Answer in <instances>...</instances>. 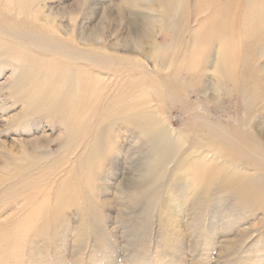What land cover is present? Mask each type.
Returning <instances> with one entry per match:
<instances>
[{"label":"rangeland","instance_id":"1","mask_svg":"<svg viewBox=\"0 0 264 264\" xmlns=\"http://www.w3.org/2000/svg\"><path fill=\"white\" fill-rule=\"evenodd\" d=\"M261 169L264 0H0V264H264Z\"/></svg>","mask_w":264,"mask_h":264},{"label":"bare ground","instance_id":"2","mask_svg":"<svg viewBox=\"0 0 264 264\" xmlns=\"http://www.w3.org/2000/svg\"><path fill=\"white\" fill-rule=\"evenodd\" d=\"M157 2H158V1H157ZM165 5H166V4H165ZM171 6H172V4H171ZM171 6H169V7H171ZM167 7H168V6H167ZM169 7H168V8H169ZM170 9H171V8H170ZM169 14H170V13H169ZM166 15H167V14H166ZM220 16H222V15H220ZM216 63H218V62H216ZM219 64H221V63H219ZM221 65H222V64H221ZM215 66H216V65H215ZM215 68H216V67H215ZM217 69H218V68H217ZM155 123H156V122H155ZM160 123H161V122H160ZM159 125H161V124H159ZM159 129H160V128H159ZM163 130H164V129H163ZM158 133H159V132H158ZM160 135H161V134H160ZM160 135H158V136H160ZM158 136H157V137H158ZM162 136H163V135H162ZM155 137H156V136H155ZM160 137H161V136H160ZM165 137H166V136H164V138H165ZM158 138H159V137H158ZM164 138H163V139H164ZM156 139H157V138H156ZM156 139H155V140H156ZM167 139H169V138H167ZM153 140H154V139H153ZM156 141H157V140H156ZM161 141H162V140H161ZM163 141H165V139H164ZM163 141H162V142H163ZM170 143H171V142H170ZM165 145H166V144H165ZM161 146H162V145H161ZM169 146H170V145H169ZM162 148H163V147H162ZM172 148H173V147H172ZM172 150H173V149H172ZM255 150H256V149H255ZM162 151H163V150H162ZM168 152H169V151H168ZM173 152H174V151H173ZM255 155H257V154H255ZM249 156H250V155H249ZM198 158H199V157H198ZM215 158H216V157H215ZM202 160H203V159H202ZM202 162H203V161H202ZM204 162H205V161H204ZM211 162H212V161H211ZM215 163H216V162H215ZM215 163H214V164H215ZM252 163H253V162H252ZM256 163H257V162H256ZM199 164H200V163H199ZM202 164H204V163H202ZM211 165H212V164H211ZM216 165H217V164H216ZM253 165H254V164H253ZM202 166H203V165H202ZM202 166H201V167H202ZM208 166H210V165L208 164ZM214 166H215V165H214ZM198 167H199V166H198ZM201 167L199 168V170L201 169ZM203 168H205V166H204ZM203 168H202V169H203ZM223 168H224V167H223ZM258 168H259V167H258ZM260 168H261V167H260ZM202 169H201V170H202ZM212 169H213V167H212ZM217 169H218V168H217ZM220 169H221V168H220ZM201 170H200V171H201ZM203 170H204V169H203ZM203 170H202L200 173H203ZM214 170H215V168H214ZM221 170H223V169H221ZM263 170H264V169H261V171H263ZM204 171H205V170H204ZM207 171H208V170H207ZM215 172H216V171H215ZM219 172H220V171H219ZM219 172H217V173H219ZM236 172H237V171H236ZM210 173H212V171L209 172V173H207V174H210ZM238 173H239V172H238ZM240 173H241V172H240ZM207 174H206V176H209V175H207ZM204 175H205V174H204ZM210 175H211V174H210ZM213 175H214V174H213ZM215 175H216V174H215ZM217 175H218V174H217ZM252 176H253V175H252ZM252 176H251V177H252ZM198 177H199V176H198ZM244 177H245V176H244ZM201 178H202V177H201ZM204 178H205V177H204ZM238 178H239V177H238ZM241 178H242V176H241ZM246 178H247V177H246ZM248 178H250V177H248ZM253 178H255V177H253ZM210 179H211V178H210ZM216 179H217V178H216ZM216 179H215V180H216ZM231 179H234V178H231V177H230V180H231ZM196 180H198L197 177H196ZM228 180H229V179H228ZM230 180H229V185H230V183H231ZM239 180H240V179H239ZM251 180H252V179H251ZM251 180H250V181H251ZM201 181H203V179H202ZM209 181H210V180H209ZM213 181H214V180H213ZM237 181H238V179H237ZM241 181H244L243 178H242V180H240V183H241ZM246 181H247V180H246ZM248 181H249V179H248ZM250 181H249V182H250ZM197 182H198V181H196V183H197ZM234 182H235V181H234ZM200 183H201V182L199 181V184H200ZM237 183H238V182H237ZM242 183H243V182H242ZM259 183H261V182H260V179H259ZM205 184H206V183H205ZM208 184H209V183H208ZM213 184H214V183H213ZM235 184H236V183H235ZM238 184H239V183H238ZM243 184H244V183H243ZM232 185H233V183L231 184V186H232ZM260 185H261V184H260ZM203 186H204V185H203ZM231 186H230V187H231ZM233 186H234V185H233ZM245 186H247V185H245ZM206 187H207V186H206ZM230 187H229V188H230ZM249 187H250V186H249ZM256 187H258V184H257ZM241 188H242V185H241ZM241 188H240V189H241ZM230 189H231V188H230ZM233 190H235V187H234ZM237 190H239V189H237ZM247 190H248V189H247ZM252 190H253V189H252ZM239 191H240V190H239ZM58 192H59V191H58ZM240 192H242V190H241ZM244 192H246V191H244ZM244 192H243V194H244ZM247 192H248V191H247ZM235 193H237V192H235ZM238 193H239V192H238ZM238 193H237V194H238ZM248 193L250 194V192H248ZM232 194H233V193H232ZM241 194H242V193H241ZM241 194H240V195H241ZM234 195H235V194H234ZM234 195H232V196H234ZM246 195H247V194H246ZM253 195H254V194H253ZM236 196H237V195H236ZM236 196H235V198H236ZM251 196H252V195H251ZM242 197H243V196H242ZM246 199H247V198H246ZM263 199H264V198H263ZM237 200H239V199H237ZM242 200H243V199H242ZM234 201H235V199H234ZM260 206H261V205H260ZM261 207H262V206H261ZM261 207H260V208H261ZM263 207H264V206H263ZM262 209H263V208H262Z\"/></svg>","mask_w":264,"mask_h":264}]
</instances>
